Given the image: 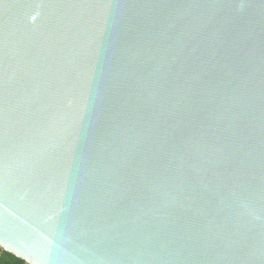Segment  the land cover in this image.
I'll return each instance as SVG.
<instances>
[{"label": "water", "instance_id": "1", "mask_svg": "<svg viewBox=\"0 0 264 264\" xmlns=\"http://www.w3.org/2000/svg\"><path fill=\"white\" fill-rule=\"evenodd\" d=\"M0 249L264 264V0H0Z\"/></svg>", "mask_w": 264, "mask_h": 264}, {"label": "trees", "instance_id": "2", "mask_svg": "<svg viewBox=\"0 0 264 264\" xmlns=\"http://www.w3.org/2000/svg\"><path fill=\"white\" fill-rule=\"evenodd\" d=\"M0 264H25L20 259L0 249Z\"/></svg>", "mask_w": 264, "mask_h": 264}, {"label": "clouds", "instance_id": "3", "mask_svg": "<svg viewBox=\"0 0 264 264\" xmlns=\"http://www.w3.org/2000/svg\"><path fill=\"white\" fill-rule=\"evenodd\" d=\"M25 264H30V262L28 260H25Z\"/></svg>", "mask_w": 264, "mask_h": 264}]
</instances>
